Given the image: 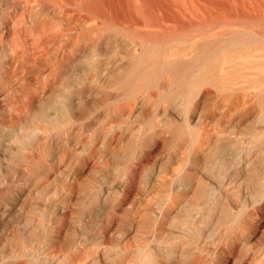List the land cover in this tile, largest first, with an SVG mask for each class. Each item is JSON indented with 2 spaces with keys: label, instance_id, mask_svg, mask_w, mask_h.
Masks as SVG:
<instances>
[{
  "label": "bare ground",
  "instance_id": "bare-ground-1",
  "mask_svg": "<svg viewBox=\"0 0 264 264\" xmlns=\"http://www.w3.org/2000/svg\"><path fill=\"white\" fill-rule=\"evenodd\" d=\"M0 75V86L3 87L5 91L10 92V90H14L17 87L19 92L21 90L23 91V98L21 100L23 103H25V99L31 98L29 95L31 91L33 93H38L40 89L43 90L45 86L50 83L55 85V89H52L50 92L51 95L39 101L38 106L32 109V113L30 116L26 117L23 123H16L10 127L11 132H16L14 141H20V143H22V146L19 147L18 150L13 151V154L8 160L9 168L15 170L19 166L22 169V173L20 174L18 172L19 176H17L18 174L16 175L20 183H22L21 181L28 183L29 180L25 179L27 177L26 174H32L34 170V172L37 173L39 170L35 169L37 166V162L35 163V161L37 160H34L32 153L29 154L28 152L26 154L22 150L23 146H36L37 144L38 150H40V144L41 146L43 145L41 143L42 141L44 143V141L49 140L50 137L56 136V134L52 133L53 130L58 129H55V127H61V130L66 129L74 122L88 116L90 111L93 112V110H91L93 105H97L96 107H98L99 104H103V106L107 104V106H109L108 111L114 112L116 116L124 115L127 110L131 109L132 111L136 109L142 101L148 99L156 100L157 104L158 102L159 104L162 102L161 104H163V107L167 108L171 106L170 104L174 105V107L180 106L183 107L185 111L190 110V108H192L191 106L195 108V106L202 105V103H207L211 105L208 110L209 116L212 115L215 117L214 115H218L220 117L215 123L225 118H227L229 122L232 120L241 122L249 118L264 125V0H0ZM59 76H63L65 79L60 80L58 79ZM17 98L18 96L16 97V101ZM19 99L21 98L19 97L18 100ZM33 99L35 98L33 97L30 100ZM32 102H34V100ZM16 103L17 102L14 103V101H11L9 107L11 105L14 106ZM167 103L169 105H167ZM99 106L102 107L101 105ZM196 110L197 109L194 111ZM92 112H90V114ZM166 112H168V116L173 114L169 113L168 109ZM166 112L164 111V113ZM177 113L182 114L178 112V110ZM187 114V127L193 132L198 130V133L195 132L197 134L194 135V140L197 138L198 143H201L202 137L210 132H216L219 136L224 134L225 130L223 131V129L220 128L216 129L215 123L211 122L212 124H210L209 122L201 126V118L200 122L198 121L199 119H197L200 116L196 118L199 122V128L197 126L192 127L191 124L194 122L191 123V120L196 114ZM250 121H248V123ZM219 124L220 122L218 125ZM0 125L4 126L3 123H0ZM209 126L213 128L215 126L216 130L210 131ZM196 127L198 129H196ZM108 129H110V127H108ZM150 130L155 129L150 128ZM68 131L69 130H67V132ZM103 131L108 133L112 131V129L107 130L103 128ZM251 131L249 133H251ZM259 131L262 130H258V132ZM253 132L254 131H252V135L249 136L246 142L244 141L241 147V149L246 148V150L249 151L248 154L239 158V160L234 158L232 163H243V166H250L252 168V166L256 165V161L258 163V161L260 162V160L263 159V157L260 158L261 154L255 157L253 156L254 158L251 157L252 159L249 156L254 146H256L254 148L257 149L258 143H264V135H261V138L263 136V140H261L258 136L254 135L257 131H255L254 134ZM51 133L54 135L50 136ZM60 133L63 134L62 131ZM111 133L112 136L114 133L117 135V132ZM120 133H122V131ZM159 134L157 137H159ZM256 139L259 142H257ZM205 140L204 138V141ZM55 141H53L52 144ZM204 141H202V143ZM191 142H193V140ZM197 142H194L197 144L196 146L199 145ZM50 145L51 144L44 148V150L46 149L45 152H49L48 154H50L53 149H51ZM217 145L216 143V146ZM196 146L193 144V147H195L194 150L197 148ZM222 146H220V148ZM259 147H261V145L258 146V148ZM32 149L35 148L32 147ZM222 149L223 148L220 150ZM218 150H216V153ZM258 150L260 151L261 149L259 148ZM42 152L44 151L42 150ZM263 152L264 150L262 153ZM51 153L53 154V151ZM54 153H56V151ZM214 153L215 151H212L213 155L216 154ZM93 154L91 156H93ZM212 154L210 153L211 156H209L211 159ZM255 154L256 153L253 155ZM262 155H264V153ZM209 157L208 159H210ZM129 162L130 161H128L127 164ZM195 162L197 161L195 160ZM232 163L230 162V164ZM43 164H46V162ZM42 167H44V165ZM130 167L132 168V166ZM130 167L128 169L129 171ZM20 168L17 171H21ZM257 168H253V171L256 172L258 170ZM12 169L10 171H12ZM138 169L139 168H135L133 170L136 171ZM131 172L128 174L132 175L133 173ZM184 172L183 174H185ZM179 173L180 172H178V174ZM219 173L221 175L223 174L222 171H219ZM255 174L256 176L258 175L257 173ZM39 175H42V177L44 176V174H38V176ZM134 175L135 173L133 176H130V178L134 177L135 180ZM254 176L253 179L255 178ZM184 177L188 178L186 175ZM257 177L259 178V175ZM126 179L130 180L128 178ZM250 179L251 178H249V180ZM73 180L72 182L76 179ZM127 180L126 183H128V185L133 182V180H130L131 182ZM257 181L259 180L257 179ZM247 183L249 184V182ZM263 184L264 181L262 185ZM17 185L21 188L23 186V184L22 186H20V184ZM62 185L63 184H61V187ZM68 186L71 185L68 184ZM180 186H183V184ZM257 186L256 183L251 186L249 184V191H247L248 194L246 195L250 198H245V196L242 200L239 197V199L236 198L237 203L240 201V204L237 205L238 209L236 212L234 209H231L233 210L231 212L236 213L234 217L241 218V223L239 227H237L239 229H236L237 231L239 230V232L236 233V237L229 233L233 237L229 238L228 234L227 237L229 239L226 238V242L223 243L220 242L224 239L220 240L216 247L213 245L215 248L212 246L213 249H211L210 246L207 247L205 244L201 245L196 242L193 248H189V241H187L186 235L188 234L187 232L192 230L185 231L186 234L180 231V233L185 234L182 235L186 239H182L181 243L185 241L188 244H186L187 248L190 250L186 257L187 261L185 259L184 262L180 261L179 264H203V262L206 264H225L227 262L223 261L222 263L221 261L219 263L218 260V256L223 254L225 249H228V251L240 249L241 262L239 264H264V241L255 244L253 241H250L252 238H248V235L250 236L249 231H251L252 228L254 230L253 232L257 231L256 229L259 227V223L262 221L264 214V187L262 186L263 188H260V186ZM259 188L261 190L257 191ZM241 189L242 188H240V192L243 194L244 191L242 192ZM213 191L210 190L203 193H205L207 198L210 197L211 199L212 195L216 197L215 192V195L212 193ZM169 192H166L163 197L165 206L163 205L164 215H162L165 220V215L171 212L173 207L176 206L179 194L177 191ZM183 193L184 192H181L180 194ZM207 200L208 199L203 201L202 199L204 203H207ZM209 201L211 202V200ZM221 202H223V200ZM213 203L212 205L215 203L219 204V201ZM208 204L209 203L204 206L205 208L199 209V211L204 210L208 213L211 208L208 210L207 206L212 207L211 204ZM218 204L216 205L217 207H212L213 210H211V212L219 209L218 207L220 204ZM223 206L224 208L227 207L224 204ZM192 208L193 206L187 208V211H192ZM174 211H176V209H174ZM228 211L229 210L226 208L224 213ZM231 212L229 213L231 214ZM181 214L183 215V213ZM185 215H187V213H185ZM216 215L214 212L210 217ZM258 215H260V218L256 219ZM220 216L222 215L220 214ZM206 217L209 218V216ZM200 218L198 217L199 220ZM207 218L203 220H207L208 222ZM189 219L186 220L189 221ZM191 219H193V217ZM228 219L226 221L227 227L233 222H230V224L227 223ZM232 219L235 218L232 217ZM199 220L196 221L199 222ZM196 221L190 220L194 225ZM198 222L196 223L198 224ZM162 224H160V227L163 229ZM184 224L187 223L185 222ZM163 226L165 227V225ZM181 226H183V224H181ZM173 227H175V225ZM187 227L184 228L186 229ZM194 227L198 226L195 225ZM230 227H232V225L228 228L230 229ZM200 228L202 229V226H200ZM175 231H177L176 233L179 232L178 230ZM190 233L188 235H190ZM55 234L56 233H54V235ZM56 235L58 236V234ZM182 235L180 239L181 237L183 238ZM196 235H194L193 232V235H191L192 237L188 239L191 240L193 236ZM17 237L19 236L17 235ZM17 237L15 238L17 239ZM21 239L22 241L26 240L24 238ZM198 239H200L199 235ZM22 243L21 241L19 242V244ZM182 246L187 250L183 244ZM182 246H180L181 250L183 248ZM144 247H146V245ZM180 247L178 245V248ZM157 248H155V250ZM174 248L173 244H169L162 248V252L164 251L163 253L160 250L161 254L159 253L160 255L158 256L157 254L153 255L151 249L141 248L137 252L140 256L135 261L137 263L139 260L141 264H161V262L166 264L162 259L169 257L172 252H175ZM155 250L153 251L154 253ZM77 252H79L78 249ZM234 252L236 253L237 251ZM77 254L75 253L73 255L72 252L70 254L71 256L67 254L69 258L64 257L65 260H67L66 263L78 264L81 254L79 255L80 257ZM175 255H177L176 259H178V254H173V256ZM30 256L28 255V257L34 261L37 259L36 255L30 254ZM220 257L223 258L221 255ZM68 260H70V262ZM173 261L175 262V260ZM23 262L21 264L25 263ZM27 262L25 264H27ZM28 264H30V262Z\"/></svg>",
  "mask_w": 264,
  "mask_h": 264
},
{
  "label": "rangeland",
  "instance_id": "rangeland-1",
  "mask_svg": "<svg viewBox=\"0 0 264 264\" xmlns=\"http://www.w3.org/2000/svg\"><path fill=\"white\" fill-rule=\"evenodd\" d=\"M58 79L64 80L65 78L59 76ZM17 88L10 90L9 92L5 91V89L0 86V123L4 124V126L0 125V264H21L23 261L26 263L28 260L27 264L29 262L30 264H67V260H65L64 257L69 258L71 252L73 255L75 253H78V256L81 254L78 264H141L139 260L137 263L135 261L140 256L137 252L141 248L148 250L151 249L152 254H157V256L161 254L163 250L162 248L169 244H173L175 248H178V245L180 247L183 244L187 248V243L184 241L186 239L183 236L186 234L185 231L192 230L190 231L192 233L187 232L188 234L190 233V235L187 234L188 237L186 235L187 241H189V245L187 244L189 248H193L196 243H200L201 245L205 244L207 247L210 246L211 249H213L214 246L216 247V245H218L220 240L224 239L220 242L223 243L226 242V238L229 239L233 237L231 235L236 237V233L239 232V230L237 231L236 229H239L237 227H239L241 223V218L234 217L236 213L231 212L233 211L231 209H234L236 212L238 209L237 205L240 204V201L238 200L239 202L237 203L236 200L239 198L242 200L244 199V196L245 198L248 197L246 194H248L247 191H249V184L251 186L256 183L257 186L259 182L261 183V179L263 183L264 155L262 154L264 152L262 153V151L264 150V143L262 142L263 145L258 143L257 149H255L254 147L256 146H254V149L252 148L249 154L250 158L257 156L258 154H261L260 158L263 157L262 160L259 159L260 162L262 161L263 163H260L259 161L257 163L256 161V165H254L256 168L258 167L257 171L259 173L253 171V168L256 169L254 166H252V168L250 166H243V163H232V160L234 158L239 160V158L248 154L249 151H247L246 148L241 149V147L243 146L244 141L246 142V140L249 139V136L252 135V131H257L255 132L256 134H254V132L253 134L263 140V136L261 138V135H264L263 124H259L257 121H253L249 118L241 122H237L236 120L229 122L228 119L225 118L218 121V123L220 122L219 125H222L219 126L215 121L220 117L218 115H214L215 117L212 115L209 116L208 110L211 105L207 103H202V105L195 106V108L191 106L192 108H190V110L185 111V109L183 110V107L180 106L174 107V105L170 104L171 106H168L169 108H167L163 107V104H161L162 102H160V104L158 102L157 104L156 100L148 99L142 101L140 103L141 106L139 105L136 109H133L132 111L131 109L127 110L124 115L116 116L114 115V112L108 111L109 106H107V104H104V106L103 104H99L102 107L99 105L98 107H96L97 105H93V107H91L93 112L90 111L92 112L91 114L89 112L88 116L74 122L67 127L68 129L61 130V127H55V129H58H56L57 131L53 130L54 132L52 131V133L56 134V136L50 137V141L47 140L44 141V143L42 141L41 143L43 145L41 146L40 144V150H38L39 148L37 144V148L35 145L23 146L22 150L26 154L28 152L29 154H33L34 160H37L35 161V163L37 162L36 167H38H35V169L39 170L37 173H35L34 170L32 174H26L27 177L25 179L29 180L28 183L21 180L22 183H20L17 180V176H19V173H22V169L19 166L15 170L9 168L8 160L13 154V151L18 150V148L22 146V143H20V141H14L16 132H11L10 127L16 123H23L26 117L30 116L32 113V109L38 106L39 101H42L51 95L50 92L52 89H55V85L50 83L45 86L43 90L40 89L38 93H33L31 91L29 95L31 98H35L33 99L34 102H32L33 100H30V98L25 99V103L21 101L23 98V91L20 89L21 91L19 92ZM17 96L21 99L18 100L17 98L16 101ZM11 101H14V103L17 102L14 104L15 107L13 105L9 107ZM167 105L169 104L167 103ZM167 109L169 113L173 114L168 116V112H166ZM176 109L182 114L177 113ZM195 109L197 110L194 111ZM182 110L183 112L185 111V114ZM164 111L166 113H164ZM187 113H189V115L192 113L196 114L192 119L193 121L191 120V123L194 122L191 124L192 127H198L201 118V126L206 125L209 122L210 124L215 123L216 129L220 128L223 129V131L225 130L224 134L219 136L216 132H210L202 137L203 139L201 140V143H198L197 138L194 140V135L198 133V130L193 132L187 127ZM197 116L200 117L197 118ZM196 118L199 119V122ZM248 121L250 122L248 123ZM151 125H154L155 127ZM107 126L110 127L112 131L105 133L103 128L110 130ZM197 127L196 129L199 128ZM150 128L155 130H150ZM212 128L213 127H210L209 130H216L215 126L213 130ZM67 130L69 131L67 132ZM258 130L262 131L258 132ZM61 131L63 134L60 133ZM121 131L122 133H120ZM250 131L251 133H249ZM111 132H117V135L114 133L112 136ZM156 132H159L160 134ZM52 133L50 136L54 135H52ZM158 134L159 137H157ZM204 138L206 139L205 141ZM191 139L193 142H191ZM53 141L55 142L52 144ZM202 141L205 143H202ZM194 142H197L199 145L196 146L197 144ZM216 143L218 144L217 146ZM46 144H51V149L55 148L54 150L52 149L53 154L51 153L52 151L50 152L52 156L48 154L49 152H45L46 149L44 150V148L47 147ZM193 144L197 147L195 150ZM260 145L261 147L259 148L262 150H260L261 152L258 150V146ZM220 146H222V150H220ZM32 147L35 149H32ZM214 148H217L216 150L219 149L217 153ZM211 149L212 151H215V155L212 154ZM42 150L45 153L42 152ZM55 151L56 153H54ZM92 152L95 153L93 154ZM210 153L212 154V159L209 157L211 156ZM254 153L256 154L253 155ZM92 154L93 156H91ZM50 157H53L54 159ZM208 157L210 159H208ZM194 159L197 162H195ZM128 161H130V164H127ZM45 162L46 164H43ZM230 162L232 164H230ZM258 164L261 165L259 166ZM43 165L44 167H42ZM130 166H132V168ZM129 167L130 171L128 170ZM134 167L139 169L134 171ZM19 168L21 171H17ZM11 169L12 171H10ZM219 171H222L223 174L221 175ZM130 172L133 174L135 173V180L134 177L130 178V176H133V174H128ZM178 172L180 173L178 174ZM183 172L185 174H183ZM255 173L259 175V178ZM38 174H44V176H38ZM185 175L189 179L184 177ZM253 176L256 180L255 178L253 179ZM126 178L133 180V182ZM249 178L251 179L249 180ZM73 179L76 180L74 181ZM257 179L259 181H257ZM72 180L78 183H74ZM126 180L131 182V184L129 183L130 185H128ZM246 181L249 182V184ZM73 183L75 186H78L75 187ZM179 183L180 185H185V189L183 186H180ZM262 183L260 185H262ZM17 184H20V186L23 184L22 188ZM61 184H63L62 187ZM68 184L71 186H68ZM259 184L257 187L260 186ZM262 186L264 187V184ZM262 186H260V188ZM240 188H242V192L244 191L243 194L240 192ZM260 188L257 189V191L261 190ZM210 190H214L212 193L214 194L215 192V199L213 195V198L211 197V199L210 197L207 198L205 195V193ZM169 191L179 192L176 204L178 207L174 206L171 212L165 215V220L163 219V207L165 206L163 203V197L164 194ZM180 191L184 193L180 194ZM249 198L250 197H248V199ZM202 199L203 201L208 199L207 203L211 205L214 201H219L220 205L217 203L219 209L217 208L218 210L211 212L214 207H217V204L214 202L215 204L213 203L214 205H212L213 208L207 206L208 210L211 208L209 211L211 214L204 210L199 211V209L201 210L207 205ZM213 199L214 201L212 202ZM209 200H211V202ZM222 200L223 202H221ZM200 204L205 205L201 206ZM223 204L227 207L224 208ZM191 206H193L194 209L192 208V211H187V208H190ZM226 208L229 211L224 213ZM174 209H176V211H174ZM214 212L215 215H218L210 217ZM229 212H231V214ZM181 213H183V215L187 213V215L183 216ZM220 214L223 217L220 216ZM197 215L199 218L201 215L204 217L201 216L199 220ZM206 216H209L210 219ZM258 216L256 219L260 218V215ZM192 217L193 219H191ZM205 217L208 219V222L207 220L204 221L206 219ZM232 217L235 219H232ZM228 218L232 220H229ZM186 219H189V221ZM227 219V223L229 224L232 221L234 222L230 224L232 225L230 229L228 228L230 225L227 227L226 224ZM190 220H199V222L201 221V224H204L205 222L207 223L201 225L196 221L202 226L201 229L196 222L194 223L198 227H194L195 225L193 222L191 223ZM185 222L189 224H184ZM160 224H162L163 229L160 227ZM181 224H183L184 227H188L185 229ZM163 225H165V227ZM174 225L176 228L173 227ZM57 227L59 228L60 233L58 232ZM175 230H178L179 232L176 233L177 231ZM256 230L257 231L253 232L254 230L252 228L251 231H249L250 236L248 235V238H252H249L250 241L258 244V242L261 243L264 241V234H262L264 233V214L263 219ZM180 231L185 234L180 233ZM193 232L194 235L197 234L196 236H193V238L196 237L194 239L197 240H194L193 238L191 240L188 239L189 237H192L191 235H193ZM54 233L58 234V236L56 234L54 235ZM220 233L221 237H218ZM228 234L229 238L227 237ZM17 235L19 237H17ZM181 235L183 238L181 237L180 239ZM198 235L200 239H198ZM15 237H17V239ZM21 238L26 239L23 240L25 242H23ZM205 238L209 239L206 240ZM182 239H184V242L182 241L183 243H181ZM20 241L23 243L19 244ZM144 244L146 247H144ZM156 245L159 247L157 248ZM155 248L158 249V252ZM175 248V252L171 253L172 256L170 255L169 257L162 259L166 264L168 262L170 264H176V262L179 264L180 261L184 262L185 259L187 261L186 257L189 254L188 251L190 249L187 248L186 250L183 247V253L181 247L178 249L176 248V250ZM77 249L79 252H77ZM154 250L155 253L153 252ZM234 251L237 252L235 253ZM234 251H228V249H225L224 253L220 254L223 258H221L220 255L218 256L219 263L225 261L227 262L225 264H239L241 262L240 249H235ZM29 253L31 255H36L37 259H35V261L32 260ZM67 254L69 256H67ZM173 254H178V259H176L177 255L173 256ZM28 255L30 257H28ZM173 260H175V262ZM68 261L70 262V260ZM161 264L163 263L161 262ZM203 264L206 263L203 262Z\"/></svg>",
  "mask_w": 264,
  "mask_h": 264
}]
</instances>
